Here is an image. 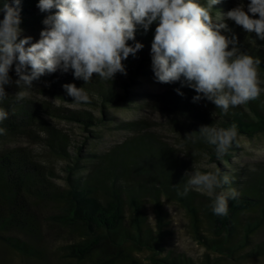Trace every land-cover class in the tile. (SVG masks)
Segmentation results:
<instances>
[{"label":"trees","instance_id":"trees-1","mask_svg":"<svg viewBox=\"0 0 264 264\" xmlns=\"http://www.w3.org/2000/svg\"><path fill=\"white\" fill-rule=\"evenodd\" d=\"M232 0H221L214 5V15L227 10ZM16 7L13 0H0ZM39 0H21L19 4L21 28L45 27L43 20L55 12H41L37 7ZM3 13L0 12V20ZM228 36L238 38L241 51L261 59L260 72L264 73V41L255 33H247L242 27L227 22ZM156 24L145 33L142 28L136 32V41L144 45L136 57L131 55L123 61L127 75L117 73L121 80L116 82L101 80L95 76L85 84L73 77L69 83L84 87L91 98L86 104L100 111L101 117L76 112L64 113L54 107H36L25 98L17 99L8 95L0 107L8 112V118L0 123L6 133L0 135V238L11 230H18L28 236L36 237L39 231L34 208L42 203H56L61 206V214L54 219L68 227H76L81 232V240L70 245L68 252L76 262L83 263L95 258L96 264H142L137 255L147 252L149 264H193L183 256H174L163 247L172 232L169 212L164 202H174L182 208L190 221L194 239L207 252L216 256L205 264H222L233 259L249 245V239L264 225V166L252 171L238 167L232 160L230 150L234 149L242 137L252 138L264 134V98L245 105L230 108L227 114L207 100L193 102L195 91L180 82L165 84L161 93L151 95L152 105L161 111L168 120L178 144L165 141L156 133L147 131L141 122H124L119 129L126 130L128 136L114 146L103 151L92 150L82 153L77 146L78 157L69 166L67 185L63 190L49 179L52 174L45 165L37 161L25 148L6 147V142L20 135H34L37 126L48 128L42 113L59 115L82 125L93 138L100 139L98 128L112 120L110 107L136 100L141 93L139 88L144 81H156L151 65V42ZM134 43L129 41V44ZM62 74L57 71L41 79L58 81ZM9 76L18 79L15 65ZM115 76V77H116ZM162 84V83H161ZM179 89L183 95L177 93ZM95 97H94V95ZM64 97L71 98L67 94ZM42 112V113H41ZM237 125L238 138L228 154L222 159L220 171L230 177L231 183L240 192L236 200H229L226 217L215 216L210 207V199L199 192H183L184 177L192 161L207 157L215 160V146L203 138L195 143L186 139V134L199 131L201 126L213 125L217 128ZM95 130H91L90 128ZM47 146L58 156L69 161L67 152L70 139L60 132H49ZM80 156L84 157L81 164ZM150 199L156 218V227L149 223L146 199ZM244 215L252 218L244 223ZM203 231L205 233H203ZM8 241V239H7ZM13 248L23 255L34 251L25 243L11 242ZM264 255V245L256 246L248 256Z\"/></svg>","mask_w":264,"mask_h":264},{"label":"clouds","instance_id":"clouds-1","mask_svg":"<svg viewBox=\"0 0 264 264\" xmlns=\"http://www.w3.org/2000/svg\"><path fill=\"white\" fill-rule=\"evenodd\" d=\"M20 2L13 0L16 7L6 2L0 8V102L8 96L5 85L12 83L9 71L13 65L20 88H31L34 80L57 71L71 70L85 84L94 75L111 82L117 73L127 75L123 61L130 55L136 57L144 47L136 41L138 28L146 33L154 23L150 55L157 82H180L195 91L193 102L207 100L224 114L264 94L261 59L241 51L235 35L225 34L231 31L227 21H233L264 41V0H249L246 10L241 2L219 15H214V5L221 0H39L41 12H55L43 20L45 27L35 42L31 36L21 38ZM62 87L74 104L91 103L84 87L74 83ZM16 95L22 98V93ZM8 115L0 107V123ZM5 133L0 127V135ZM185 138L193 143L203 138L215 146L216 158L222 160L237 142L238 129L235 123L227 128L201 126ZM184 177L179 194L194 190L206 195L217 217H226L229 200L240 196L236 188L225 187L231 180L219 168L186 171Z\"/></svg>","mask_w":264,"mask_h":264},{"label":"rangeland","instance_id":"rangeland-1","mask_svg":"<svg viewBox=\"0 0 264 264\" xmlns=\"http://www.w3.org/2000/svg\"><path fill=\"white\" fill-rule=\"evenodd\" d=\"M241 2L245 4L246 10L249 0H232L230 7L221 13H226ZM231 22L234 23L233 21ZM43 28H22L21 38L23 36H31L33 42H35L40 38L39 34ZM260 75L264 79V73L260 72ZM73 77L62 74L58 81H52L48 78L33 81L31 88L23 86L20 88L15 83L17 79L11 78L12 83L5 85V91L8 95L15 97H17L16 94L18 92L22 93V98L32 101L38 108L45 104L47 107H54L57 111L64 113L76 112L80 114L81 112V114L87 113L100 118L101 113L99 110L86 104H74L72 97H64L66 92L62 86L72 81ZM120 80L121 76L115 77L116 82ZM165 87V84H158L155 81H144L139 88L141 95L136 100L129 102L127 105L122 104L110 107L109 111L112 115V120L96 129L102 133L100 139L93 138L78 122L59 115L51 116L41 112L43 119L49 126L48 128L36 126L34 135H20L7 141L5 145L11 148L21 147L27 149L37 161L52 171V174L49 175L50 181L64 190L67 185L68 167L74 166L73 161H76L75 157H78L76 147L81 146L82 153L85 154L93 149L103 151L107 147L120 143L128 136L126 130L119 129V125L124 122H141L147 131L156 133L165 141L176 145L179 143L176 134L168 123L167 117L151 103V95L161 93ZM262 96L264 98V94ZM90 129L95 130L92 127ZM48 131L60 132L69 137L70 146H68L67 152L71 161L67 158H61L47 146L46 137H48ZM230 152L232 153L233 162L238 167H244L252 171L264 166V134L255 135L252 138H240L238 144ZM80 161L81 164L85 163L83 156H80ZM222 166V160H210L207 157H202L197 161H192L187 171L191 172L196 169L200 171H215L216 168ZM145 203L150 226L155 228L156 218L153 204L148 198ZM164 204L171 220V225L167 227V230L173 234L166 239L163 247L168 251H172L174 256H183L192 261L193 264H205L208 258L214 261L216 256L207 252L194 239L186 212L174 202L165 201ZM34 211L38 219L40 232L36 237L28 236L18 230H11L2 234V238H0V264H96L95 258L79 263L70 257L68 247L81 240V232L76 227L65 226L54 219L61 214L60 205L51 202L42 203L35 207ZM251 218V215H244L241 221L246 223ZM203 233L205 232L203 231ZM10 241L25 243L34 253L32 255H23L11 246ZM259 245H264V225L251 236L249 245L244 251L238 253L233 259L224 260L222 264H264V255L248 256L252 249ZM148 257L149 254L147 252L137 255V259L142 264H149Z\"/></svg>","mask_w":264,"mask_h":264}]
</instances>
